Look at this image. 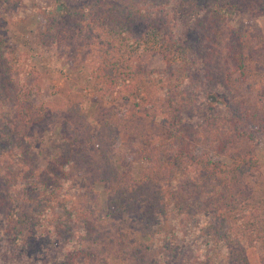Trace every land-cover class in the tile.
I'll list each match as a JSON object with an SVG mask.
<instances>
[{
	"label": "trees",
	"instance_id": "trees-1",
	"mask_svg": "<svg viewBox=\"0 0 264 264\" xmlns=\"http://www.w3.org/2000/svg\"><path fill=\"white\" fill-rule=\"evenodd\" d=\"M4 1L14 8L20 3ZM51 1L52 6L42 10L39 43L66 46L71 65H88L101 99H125L135 110L101 109L96 133L85 115L81 93L71 92L64 106L53 105L51 116L44 109L32 113L31 98L43 90V77L35 68L21 67L16 93L19 117L39 129L52 119L61 120V138L69 149L65 155L53 153L60 155V163L51 168L57 169L51 171L54 181L42 180L41 175L29 179L23 197L17 189L0 191L1 248L33 255L38 242L70 226L76 238L73 251L89 243L120 264H160L166 258L179 259L184 248L178 237L189 234L182 229L187 221L201 235L188 246L196 251L197 261L189 257L186 264H215L221 254L233 264H250L244 241L264 248V196L253 178L260 166L256 133L264 128V94L254 101L246 97L237 101L249 107L254 102L258 112L242 111L236 126L212 133L204 124L199 130L188 123L187 115L210 110L215 99L206 87L200 96L192 83L197 71L209 69L204 50L191 37L195 16L164 9L157 0H123L121 5L116 0ZM195 1L200 5L203 0ZM209 7L202 25L209 30L196 38L208 45L219 19H231L245 8L263 13L264 0H214ZM133 24L142 28L134 32ZM99 31L113 34L110 47L97 40ZM256 41V32L250 31L234 39L230 56L239 60L237 76L229 74L224 85L221 82L234 93H242L248 80L252 89L264 93V72L257 73L256 82L247 62L263 61V53L253 52ZM8 53L9 44L0 40V60ZM153 54L161 57L165 68L149 67L146 58ZM17 62L13 58L8 65L15 68ZM157 117L161 123H156ZM211 117L215 120L216 113ZM121 133L141 141L125 142L128 150L120 152L124 162H147L138 177L117 165ZM7 135L5 140L12 137ZM78 176L83 178L82 187L75 183ZM99 184H108L105 200ZM131 212H138L136 220L150 238L140 246L131 245L126 233L107 229L112 217ZM260 258L264 264V253Z\"/></svg>",
	"mask_w": 264,
	"mask_h": 264
},
{
	"label": "rangeland",
	"instance_id": "rangeland-1",
	"mask_svg": "<svg viewBox=\"0 0 264 264\" xmlns=\"http://www.w3.org/2000/svg\"><path fill=\"white\" fill-rule=\"evenodd\" d=\"M96 0H81L79 3H91ZM123 0H116L121 5ZM126 1V0H125ZM124 1V2H125ZM137 1V0H136ZM135 1V2H136ZM162 2L164 9H174L175 12H181L183 15L196 17L194 22L195 31L190 32L197 42V48L204 50L205 63L208 71L204 69L194 74L193 84L200 91V96L206 87L215 101L210 103L211 109L203 110L196 114L187 115L188 123H192L197 129L201 130L203 125L209 124V130L216 133L227 129L229 125L239 123L242 111L258 112V106L251 103L249 107L246 103L239 104L237 101H244L248 98L256 100V95L264 94L262 90L256 91L250 87L248 80L242 89V93H234L232 88H226L224 85L225 77L232 74L237 76V65L232 55L231 47L234 45V39L240 32L250 31L252 35L257 34V41L253 47V52L264 54V12L254 11L251 9H241L236 12L231 19H219L217 23L218 30L210 38V45L207 42L201 43L196 38L204 35L203 28L204 15L209 11V5L214 0H203L197 5L195 0H157ZM126 3V2H125ZM52 6L51 0H20L17 7H11L9 2L0 0V40H5L9 44V53L5 58L0 60V185L1 193L17 189L20 197L27 192L26 184L29 179H36L39 175L42 180L49 182L54 181L51 176V168L60 163V155L68 153L69 145L61 138V120L52 119L45 128L39 129L35 124L22 120L17 112L16 93L18 91V79L20 69L35 68L43 77V90L40 94L31 98L30 108L32 113L41 112L51 116V107L53 105L64 106L67 97L71 92L84 94L85 115L93 126V132L96 133L99 127L98 116L101 109L113 108L119 112L134 111L135 108L131 102L125 99L111 100L100 98L98 89L94 85L87 64L73 66L66 56V46L60 48L42 46L38 40V30L42 25V10ZM136 7V6H135ZM134 7V9H136ZM209 7V8H208ZM150 8V6H149ZM154 9V8H153ZM178 9L180 11H178ZM147 12V11H146ZM174 23H176L174 21ZM107 28H109L107 26ZM141 24H133L132 29L137 32ZM140 32V31H139ZM138 32V33H139ZM97 40L101 39L104 47H110L113 40V34L108 35L106 32L99 31ZM17 59L15 68L8 65V61ZM263 61L247 59L248 66L252 73L256 75L253 79L259 82L257 73L264 72ZM151 69L165 68L164 61L159 55H149L146 58ZM22 67V68H21ZM18 70H17V69ZM209 74V75H208ZM208 76V77H207ZM222 82V84H221ZM221 86H220V84ZM204 87V88H203ZM246 97V98H245ZM203 99V98H201ZM264 99V97H263ZM64 100V101H62ZM102 103H101V102ZM241 103V102H240ZM100 107V108H99ZM46 109L49 110L47 112ZM212 113H216V119H212ZM262 114V113H261ZM209 116V117H208ZM156 123H161L162 118L157 117ZM214 123V124H210ZM5 132V133H4ZM11 134L9 140H5ZM11 141V142H10ZM125 142H135L140 144L141 141L132 136L121 133L120 141L116 149V162L122 171H128L138 177L146 167L147 162L144 160L124 162L121 157L122 150H128L124 145ZM202 144L199 146L201 147ZM192 150V146L189 145ZM257 154L260 160V166L254 173V182L260 190L259 194L264 196V128L256 133ZM59 156V157H58ZM59 158V159H58ZM224 160H227L223 157ZM40 170L37 171V169ZM41 173V174H40ZM77 186H84L83 178L78 176L75 181ZM25 185V186H24ZM4 188V189H2ZM97 188L102 192V199H106V190L108 184H99ZM3 191V192H2ZM8 192V191H7ZM107 210L103 207L102 213L106 214ZM136 213H125L123 215L112 217L109 220L107 229L126 233L130 237V243L133 246H140L149 242V237L144 236L141 225L138 224ZM183 231L189 233L186 238L178 237V242H183V250L179 254V259L166 258L160 264H184L189 257L197 261V253L190 250L188 246L200 239V235L194 230L193 223H187L183 226ZM70 226L57 231L56 237L42 239L36 246L33 255L21 253L18 250L6 251L0 246V264H120L111 256L89 243L77 245L76 251L72 245L75 243ZM183 240V241H182ZM245 249L250 264H260V254L264 253L262 245L244 241ZM89 247V249H88ZM88 250V255L85 252ZM186 252L185 256L182 253ZM184 257V260H182ZM201 261V259H200ZM126 264V262H124ZM215 264H233L226 254H221Z\"/></svg>",
	"mask_w": 264,
	"mask_h": 264
}]
</instances>
